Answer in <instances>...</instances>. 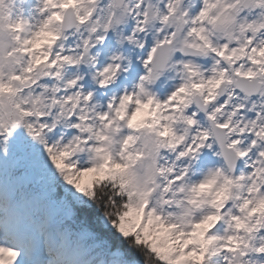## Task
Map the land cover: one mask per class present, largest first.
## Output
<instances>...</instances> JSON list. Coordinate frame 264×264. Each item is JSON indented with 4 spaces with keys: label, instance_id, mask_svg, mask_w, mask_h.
I'll use <instances>...</instances> for the list:
<instances>
[{
    "label": "snow or ice",
    "instance_id": "1",
    "mask_svg": "<svg viewBox=\"0 0 264 264\" xmlns=\"http://www.w3.org/2000/svg\"><path fill=\"white\" fill-rule=\"evenodd\" d=\"M0 264H264V0H0Z\"/></svg>",
    "mask_w": 264,
    "mask_h": 264
}]
</instances>
